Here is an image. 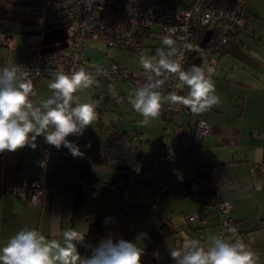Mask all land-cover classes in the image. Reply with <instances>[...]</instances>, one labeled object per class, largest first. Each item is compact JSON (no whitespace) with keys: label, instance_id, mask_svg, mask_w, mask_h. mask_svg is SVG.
<instances>
[{"label":"crops","instance_id":"0c3cea01","mask_svg":"<svg viewBox=\"0 0 264 264\" xmlns=\"http://www.w3.org/2000/svg\"><path fill=\"white\" fill-rule=\"evenodd\" d=\"M188 1L160 0L166 7H186ZM253 4L264 10V0H247L243 10L244 25L232 34L218 54L212 80L219 104L201 114H192L183 107V124L206 121L211 129L199 137L187 134L192 145L190 155L178 157L174 173L167 169L162 158L170 144L176 141L165 130L169 125L168 104L163 106L158 119L149 126L139 127L137 121L141 117L128 103V97L148 75H135L133 82L131 78L94 79L96 83L92 87L76 95L81 102H94L98 118L82 135L67 137L85 156L80 160L56 161L47 191L38 206L15 193H0V247L25 227L41 231L46 239L62 241L66 228L85 232L91 220L116 216L120 238L135 242L143 249L151 244L150 233L171 222L176 233L165 241V255L156 264H175L170 248H181L184 241L193 236L205 243L208 235H219L227 228L206 204V198L213 193L211 184L215 179L220 196L233 203L229 215L235 221V229L248 239V247L259 257L257 264H264V15L254 14ZM42 24V19L32 16L25 4H0V68L5 67L8 60L26 61L40 48ZM156 27H150L151 32L156 34L159 31ZM6 35L13 39L12 49L5 43ZM158 38L161 37L150 34L143 39L142 48H148L146 55H155L156 49L166 47L163 38ZM151 39L158 40L147 42ZM88 43L84 55L90 64L117 62L134 73L140 68L142 48L136 51L138 56L131 58L124 48H109L99 40ZM29 79L35 91L31 99L38 106L51 96L47 87L51 79ZM110 85L119 93L118 99L110 95ZM160 91L166 95L163 85ZM179 92L186 95L188 89L185 87ZM118 116L120 119L111 130L109 125ZM132 132L143 133L147 142L125 149L122 139ZM35 143V149L26 145L15 152L0 153V187H8L16 178L31 174L38 163L42 136ZM59 150L69 149L61 146ZM122 176H134L135 181L128 188L123 184L111 190L98 186L99 183H114ZM81 181L87 182V188L82 200L76 203L75 193ZM170 189L178 194L181 207L173 219L164 202ZM155 194L160 195L161 202L157 210L153 207ZM191 214L202 216L206 221L201 223L194 219L193 228L182 225L183 219L185 223ZM140 233L147 236L137 241ZM224 238L228 240V235Z\"/></svg>","mask_w":264,"mask_h":264},{"label":"clouds","instance_id":"9594fccd","mask_svg":"<svg viewBox=\"0 0 264 264\" xmlns=\"http://www.w3.org/2000/svg\"><path fill=\"white\" fill-rule=\"evenodd\" d=\"M165 48L156 49L155 55L141 56L140 66L148 73L147 79L128 97L131 108L141 117L139 127L149 126L158 119L165 104L183 106L192 114H201L219 104L211 69L197 65L185 70L173 59L175 41L165 36ZM190 47V46H189ZM165 74L176 77L177 89L187 88L186 95L171 91L164 95L160 89ZM29 72L15 62L0 68V153L15 152L27 146L36 148L35 141H44L57 149H69L74 157L83 155L79 147L67 137L82 135L97 120L94 102H81L77 93L92 87L96 81L84 67L70 72L56 71L47 87L51 96L37 106ZM110 95L119 93L110 85ZM109 218L104 221L105 226ZM235 233V229H231ZM146 233L136 240L146 238ZM85 233L71 227L62 232L61 240H49L35 228L25 227L8 238L0 247V264H141L143 249L137 243L112 238L102 239L92 248L90 256H81L77 245H83ZM157 259L159 253L153 254ZM175 264H257L259 257L243 240H226L217 234L208 235L206 242L188 238L181 248H170Z\"/></svg>","mask_w":264,"mask_h":264},{"label":"built area","instance_id":"2783aa9c","mask_svg":"<svg viewBox=\"0 0 264 264\" xmlns=\"http://www.w3.org/2000/svg\"><path fill=\"white\" fill-rule=\"evenodd\" d=\"M14 4H27L31 13L42 18L43 28H59L64 26L68 32L67 46L62 49L41 52L38 48L26 61L8 60L6 63L20 65L29 72V77L53 79L56 71L70 72L80 67H84L92 74L94 79H104L108 81H118L130 79L135 75H148L140 66L137 72H133L127 66L111 62L109 65L103 63L90 64L86 61L84 51L89 44V40L101 41L107 47L126 48L138 51L142 47V40L138 34L152 26H158L159 32L153 34L155 37H171L175 41L176 52L173 59L179 62L186 70L191 52V40L194 29L205 27L212 29L211 38L203 48L202 65L206 71L211 69V77L218 65V54L223 49V45L229 40L232 34L244 25L243 10L247 0H234V4L228 10L214 7L212 0H189L186 7H166L160 0H0ZM5 43L13 48V39L6 35ZM190 46V47H189ZM5 65V66H6ZM28 77V78H29ZM164 80L166 95L171 91L180 94L175 87L177 79L171 74L161 77ZM169 125L165 130L172 134L176 141L170 144L169 150L162 155L170 172L174 173L178 157L190 155L191 141L187 134L192 133L196 137L208 134L211 126L206 121L181 122L183 106L177 107L168 105ZM120 116L110 123L113 130L115 123ZM42 147L37 166L33 168L31 174L16 178L8 187H0V193H15L21 199L30 202L34 206L40 204V199L46 193L45 185L50 179L52 168L57 160L75 159L80 160L85 155L74 157L68 150H59L44 141L42 136ZM147 138L141 134L133 135L131 139L125 140V147L132 144L146 143ZM214 170L215 166H212ZM133 177L122 176L116 182L99 183L103 189L111 190L117 184H123L128 188L134 182ZM87 182H78L81 193L87 188ZM212 195L206 198L212 212L217 213L227 223H230L229 212L233 206L232 201L223 199L218 188V180L212 181ZM199 219L201 223L206 219L197 214L188 216V221ZM229 228V241L243 240L248 246V239L241 232L235 233ZM222 229L219 235L225 236ZM143 249V248H142ZM159 253L157 259L153 254ZM142 258L145 264H156L163 257V252L157 250L143 249Z\"/></svg>","mask_w":264,"mask_h":264},{"label":"trees","instance_id":"16d2710c","mask_svg":"<svg viewBox=\"0 0 264 264\" xmlns=\"http://www.w3.org/2000/svg\"><path fill=\"white\" fill-rule=\"evenodd\" d=\"M0 4L12 5L14 3L13 2L9 3V2H1L0 1ZM211 4L214 7L216 6V7L228 10V8H231L233 6L234 0H212ZM18 5H23V4H18ZM25 5H27V4H25ZM27 6H28V8L30 10V6L29 5H27ZM30 14L32 16H34V17H40L38 15L37 16L33 15L31 13V10H30ZM207 28H208L207 26H205V27H197L193 31L192 40H191V49L192 50H191L190 55H189L187 69L189 67H191L192 65L201 66L202 63H203L202 54H203L204 50H203V48L202 49L199 48L198 45H199L201 39L203 38L202 36H203V34H204V32H205V30ZM150 29L151 28H147V29L143 30L142 32H140V34H138V37L140 38V40H142V43H143V39H145L146 37H150V34H152V36H154L153 34H155V33L151 32ZM43 31H45V28H43V24H42V28L40 29L39 34H41ZM157 32H159V31H157ZM40 39H41V37H39V40ZM143 46H144V43L142 44V47ZM168 170H169V168H168ZM205 173H206V171H204L203 174H205ZM193 181H197V180L194 179ZM199 181H201V180H199ZM46 185H47V183H46ZM46 185H45V189H46ZM190 186H192V184ZM188 189H186V190H188ZM81 198H82V193L80 192V190H76L75 202L79 203L82 200ZM218 216L222 220V223L227 226V228H224L223 230L229 237V235H231V233L229 232V228L230 227H232L234 229L236 228L235 221L232 218H230L231 222L230 223H228V222L226 223L220 217V215H218ZM104 221H105V219H95V220H91L90 221L88 229L84 232L85 233L84 244L83 245H77L78 251L81 254V256H90L91 252H92V248L97 246L102 239H107L109 237L112 238L113 241H117V240L121 239L120 235H119V227H120V225H119V221L116 218V216L109 217V223L107 224V226H105ZM192 221H191V224L187 223V225L189 227H191V228H193ZM195 231H197L196 228H195ZM175 233H176V230L172 227L171 222L164 223L161 226V228L159 230H157L155 233H150L149 241H150L151 244H150V246L147 247V250H150V249L157 250V249H159L164 254L163 246H164L165 241H167L168 238L173 236ZM193 239H197V238L195 236H193ZM141 264H144L142 259H141Z\"/></svg>","mask_w":264,"mask_h":264},{"label":"rangeland","instance_id":"374dc122","mask_svg":"<svg viewBox=\"0 0 264 264\" xmlns=\"http://www.w3.org/2000/svg\"><path fill=\"white\" fill-rule=\"evenodd\" d=\"M253 11V13L255 14H257L258 16L260 15V17H262V15H264V10H262V8H261V6H257L256 4H253V9H252ZM40 18V17H39ZM40 20H41V18H40ZM153 27H156V26H153ZM156 30H157V27L155 28ZM158 39H162V38H158ZM157 39V40H158ZM157 40H155V39H151V40H149V41H147V42H151V43H154V42H157ZM146 42V43H147ZM102 47L105 49L106 47L102 44ZM107 49V48H106ZM147 47L145 48H142L141 50L145 53V56H149L150 57V55L149 54H147L146 55V51H147ZM124 50L125 51H127V53H129V56L131 57V58H133L134 57V55H137L138 56V54H137V52L134 50V51H132V50H129V49H126V48H124ZM144 53H143V55H144ZM130 82H133V79L131 78L130 79ZM113 98V97H112ZM111 98V99H112ZM114 102V101H113ZM139 134H141V135H143V136H145L143 133H141V132H139V133H137V132H132V133H130L128 136H127V138L126 139H122V145H123V147L125 148V149H127L128 147H132V146H135V145H139V144H132V145H130V146H128L127 148L125 147V140H127V139H131L132 137H133V135H139ZM146 137V136H145ZM142 144H145V143H142ZM166 164V163H165ZM166 167H167V169H168V166H167V164H166ZM133 179L135 180V177L133 176ZM136 181H137V179H136ZM156 195V199L154 200V204H153V207L157 210V209H159L160 208V206H159V204L161 203L160 202V195H158V194H155ZM186 196H188V194L186 195ZM164 202H165V206H166V204L169 206V208H170V212H172V213H169L170 214V216H171V218L172 217H175V215L177 214V213H179L180 212V206H179V196H178V194L176 193V191L174 190V189H170V192L168 193V195H167V197H166V199L164 200ZM149 212H150V210H149ZM188 217V216H187ZM173 219V218H172ZM187 223H189V221H188V219L186 218V220H185V223H184V219H183V223H182V225H185V224H187Z\"/></svg>","mask_w":264,"mask_h":264},{"label":"water","instance_id":"95a60500","mask_svg":"<svg viewBox=\"0 0 264 264\" xmlns=\"http://www.w3.org/2000/svg\"><path fill=\"white\" fill-rule=\"evenodd\" d=\"M212 29L207 28L203 34V38L201 39L199 43V48H204L206 43L211 38ZM41 39L39 42V50L41 52H50L51 50L55 49H62L63 47H66L67 40H68V32L64 26H61L59 28H51L49 30H45L41 33Z\"/></svg>","mask_w":264,"mask_h":264}]
</instances>
